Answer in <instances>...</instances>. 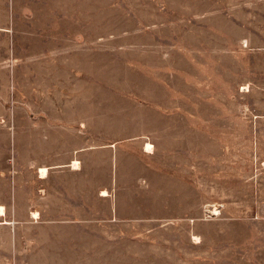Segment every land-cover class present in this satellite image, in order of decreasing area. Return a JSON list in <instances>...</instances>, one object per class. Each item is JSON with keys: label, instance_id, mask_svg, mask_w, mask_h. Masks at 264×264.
I'll use <instances>...</instances> for the list:
<instances>
[{"label": "rangeland", "instance_id": "rangeland-1", "mask_svg": "<svg viewBox=\"0 0 264 264\" xmlns=\"http://www.w3.org/2000/svg\"><path fill=\"white\" fill-rule=\"evenodd\" d=\"M0 209V264H264V0H0Z\"/></svg>", "mask_w": 264, "mask_h": 264}, {"label": "crops", "instance_id": "crops-1", "mask_svg": "<svg viewBox=\"0 0 264 264\" xmlns=\"http://www.w3.org/2000/svg\"><path fill=\"white\" fill-rule=\"evenodd\" d=\"M51 105L53 106L54 110H52V108L50 107ZM46 106L50 107V109L47 108V110H45L46 113H45V117H44L45 125L43 127V132L45 133V135H47V137L45 138L44 142L42 143V147H41L36 142L37 137L32 136V140H29L30 143L26 146V148H27V150L32 151L33 153L38 152L39 149H41V148L44 150L45 156H46L45 160H44V164L42 166H40L41 162H39V163L34 162L33 164L36 166H33V167H36L35 168L36 171L34 169H32V171L38 174V178L43 180V182L45 183L46 190L49 191V189H51L52 185L55 184L57 186L59 183L62 184V178H64L65 176L68 177V176H71L72 174L78 175V173H82V171H83L82 167L81 168H78V167L73 168L72 167L70 169L72 172L65 171V170L62 171L59 169H61V168L63 169L65 166H68V167L71 166V164L69 165V163H67L68 159L70 158V153H74L76 155L82 156L85 149H83L82 146L79 147V145H73L72 143L68 144V147H67V145L64 143V141L67 142L66 137L64 136L63 131H61V130H59L60 134L53 137V130L51 129V125H52L51 120L53 118H60V119L63 118L61 113L55 109V108L59 109V107H61V104H57L56 102H52V101L48 103L46 101ZM57 106H59V107H57ZM27 136H28V138H30V135H27ZM20 141H21L20 134H18V133L13 134L11 146H12V149L14 151L20 146ZM63 149H66L65 155L61 154L60 156H56V157L53 156L52 152L61 151V150L63 151ZM70 161H72V160L70 159ZM74 162L78 163L79 161L75 160ZM41 168H45L47 171L46 176L43 178L40 177V174H39V170ZM92 171H94V170H92ZM87 174H89L88 170H87ZM34 176H36V175H34ZM58 178H60L59 182H58ZM18 179H19V175L14 174L13 175V183L14 184L17 183ZM67 184L66 185H65V183L63 184V185H65L66 189H67ZM60 188H62V187L60 186ZM14 190H15V188H14ZM91 190H92V192L94 191L95 193L97 192V194H99V184L96 182L95 188H93L91 186Z\"/></svg>", "mask_w": 264, "mask_h": 264}, {"label": "bare ground", "instance_id": "bare-ground-1", "mask_svg": "<svg viewBox=\"0 0 264 264\" xmlns=\"http://www.w3.org/2000/svg\"><path fill=\"white\" fill-rule=\"evenodd\" d=\"M148 146V145H147ZM150 147V146H149ZM75 164H77L76 162H74L73 163V165H75ZM74 170V169H73ZM77 170V169H76ZM39 174H40V177H45L46 176V174H47V171H46V169L45 168H41L40 170H39ZM0 212H3V210L2 209H0Z\"/></svg>", "mask_w": 264, "mask_h": 264}]
</instances>
